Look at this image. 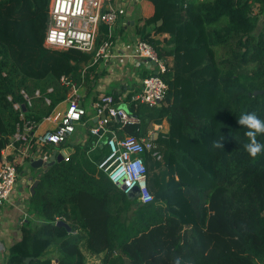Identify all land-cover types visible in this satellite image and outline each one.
Masks as SVG:
<instances>
[{
    "label": "trees",
    "instance_id": "obj_1",
    "mask_svg": "<svg viewBox=\"0 0 264 264\" xmlns=\"http://www.w3.org/2000/svg\"><path fill=\"white\" fill-rule=\"evenodd\" d=\"M149 1L153 10L138 18L135 36L164 61V96L149 105L130 100L133 92L107 94L138 116L108 126L149 138L160 153L143 154L152 199L128 196L97 167L103 146L92 159L77 142L38 176L28 204L43 221L22 224L5 264H174L177 257L179 264H264V152L244 150L247 129L238 124L242 112L264 119V91L253 93L264 88V19L257 29L264 0ZM48 3L0 0V159L19 120L8 94L17 100L22 87L52 86L51 103L36 98L26 112L39 119L65 98L61 75L90 89L101 74L96 48L109 42L108 25L99 23L91 51L46 47ZM216 45L229 55L219 58ZM163 121L167 128L152 136ZM221 136L224 147L212 148ZM256 139L264 144V135ZM45 145L41 153L50 154ZM15 154L20 170L28 157L9 159ZM51 245L56 258L46 256Z\"/></svg>",
    "mask_w": 264,
    "mask_h": 264
},
{
    "label": "built area",
    "instance_id": "obj_2",
    "mask_svg": "<svg viewBox=\"0 0 264 264\" xmlns=\"http://www.w3.org/2000/svg\"><path fill=\"white\" fill-rule=\"evenodd\" d=\"M117 17V6L106 4L105 0H49L43 44L54 49L75 47L91 51L95 45L99 23H106L110 32ZM108 46L109 42L104 41L96 48V52L104 55L107 53ZM133 54L147 59L149 63L153 62L156 70H151L153 72L142 77V87L131 94L130 100L158 105L166 91V83L160 75V71L165 69L164 61L158 57L154 47L146 41H137ZM60 82L68 86L65 98L55 103L50 111L39 119L27 116L26 112L33 106L36 98H41L43 103L50 104L49 92L53 91L52 86H48L45 92L39 87L33 91L22 87L19 90L21 99L17 100H13L11 94L7 95V99L12 101V107L18 111L19 120L11 139L2 149L0 208L11 202L18 175L15 164L17 155L15 154L10 160L9 154L16 152L24 158L28 157L29 161L38 157L46 160L49 153H41L44 144H51L58 150L60 144L70 139L76 129L85 123L87 109L81 103V81L61 75ZM62 104L63 107H61ZM92 106L96 121L86 128L97 141H101L106 149L103 157L97 162V167L106 172L109 179L128 196L132 194L142 202L150 201L152 194L147 185V169L143 154L145 151H151L152 156L159 158L160 153L152 149L153 143L149 138L134 134H119L114 128L108 126L112 121L135 122L138 116L116 104L114 96L110 93L97 98L92 102ZM151 133L153 136L154 133ZM68 153L63 158H66Z\"/></svg>",
    "mask_w": 264,
    "mask_h": 264
},
{
    "label": "crops",
    "instance_id": "obj_3",
    "mask_svg": "<svg viewBox=\"0 0 264 264\" xmlns=\"http://www.w3.org/2000/svg\"><path fill=\"white\" fill-rule=\"evenodd\" d=\"M106 4L117 6L118 17L110 29L107 53L101 55L98 64V70L101 71V74L96 79L95 85L89 87L90 89L82 84L81 102L87 109V116L83 125L85 127L94 124L96 121L95 110L92 106L93 101L105 93L107 94V92H115L121 94L122 97L137 92L142 87L141 79L145 73L156 70L153 62L149 63L147 59L136 57L133 54L137 42L135 23L138 18L152 12V3L149 0H108ZM160 126H163L165 130L167 122L163 121ZM19 159L21 161L26 158L19 154ZM24 163L22 168L18 170L11 202L0 208V248L2 247L0 264H5L9 246L21 238L23 223L29 221L35 225L43 221L28 204V199L33 192L30 187L38 179L43 168L32 167L29 160L24 161ZM46 256L56 258V250L53 245L48 248Z\"/></svg>",
    "mask_w": 264,
    "mask_h": 264
},
{
    "label": "clouds",
    "instance_id": "obj_4",
    "mask_svg": "<svg viewBox=\"0 0 264 264\" xmlns=\"http://www.w3.org/2000/svg\"><path fill=\"white\" fill-rule=\"evenodd\" d=\"M238 124L247 129L245 135L248 137V142L243 144L244 150L252 157L264 152V144L256 139L257 135H264V119H261L255 112H242L238 118ZM224 139V136L214 139L211 144L212 148H223ZM179 260L180 258L177 257L174 264H179Z\"/></svg>",
    "mask_w": 264,
    "mask_h": 264
},
{
    "label": "rangeland",
    "instance_id": "obj_5",
    "mask_svg": "<svg viewBox=\"0 0 264 264\" xmlns=\"http://www.w3.org/2000/svg\"><path fill=\"white\" fill-rule=\"evenodd\" d=\"M258 10V6H255L254 7V11H257ZM264 19V15L262 14V15H260V21H259V24H258V28L257 29H259L260 28V26H261V21ZM216 52H217V55H218V57L220 58V57H224V56H227V55H229V53H228V49H226V48H224V47H222L221 45H216ZM166 61L168 62V63H170L171 62V60H170V58H167L166 59ZM93 94V93H92ZM120 96V98H122V95L120 94L119 95ZM119 98V99H120ZM61 107H63V104L61 105ZM46 125V124H45ZM44 125V126H45ZM85 128V129H84ZM157 128H159V129H163V126H160L159 124L158 125H155V129H151L150 131H149V133L152 135V133L151 132H153L154 133V135L153 136H156L157 135V131H156V129ZM86 130H87V128L85 127V126H79V128L77 129V133L75 134V135H73L70 139H68V140H66V141H64V142H62L61 144H60V146H59V148H58V151H57V153L59 154V156L61 157V158H63L70 150H71V148H72V146L75 144V143H77V142H79V143H82V144H84V145H86L87 146V148L89 147V149L87 150L88 151V154L90 155V157L92 158V159H95V156H94V153H95V151H96V148L98 147V146H103L102 145V143H101V141H97L96 140V137H94V142L93 143H91L90 142V138H89V135H88V130H87V132H86ZM45 147H47V148H50V147H52V145L51 144H46L45 145ZM103 148H104V146H103ZM103 154L105 153V152H102ZM101 153V156H100V158L98 159V161L101 159V157H102V154ZM97 161V160H96ZM97 161V162H98ZM22 164L24 165L25 163L24 162H22ZM54 247V246H53Z\"/></svg>",
    "mask_w": 264,
    "mask_h": 264
},
{
    "label": "water",
    "instance_id": "obj_6",
    "mask_svg": "<svg viewBox=\"0 0 264 264\" xmlns=\"http://www.w3.org/2000/svg\"><path fill=\"white\" fill-rule=\"evenodd\" d=\"M160 22H161V19L158 20V23H160ZM263 91H264V88L263 89H255V90H253V93L254 94L255 93H261ZM61 159L62 158L59 156L56 149H53L52 152L50 153L48 159L44 160L41 157H38L36 159L31 160L30 165L32 167H42L43 170H46L47 167H49L50 165H52L53 163H55L56 161H59ZM37 182H38V179H36L34 181V183L31 185V187H30L31 190H33V188L37 184ZM129 196L133 197L132 194H129ZM60 223L64 224L67 227V229L69 230V225L67 222L61 220ZM28 261H29V258L26 259V262H28Z\"/></svg>",
    "mask_w": 264,
    "mask_h": 264
}]
</instances>
